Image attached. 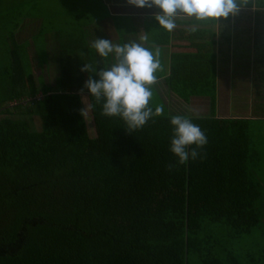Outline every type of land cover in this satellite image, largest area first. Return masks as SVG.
<instances>
[{"label": "trees", "instance_id": "trees-1", "mask_svg": "<svg viewBox=\"0 0 264 264\" xmlns=\"http://www.w3.org/2000/svg\"><path fill=\"white\" fill-rule=\"evenodd\" d=\"M250 3L264 16V0ZM10 54L0 87L11 103L0 109V264H264V246L235 243L264 220L249 119L217 117L213 101L209 115L191 109L208 143L180 165L170 151L175 114L128 133L121 117L102 115L66 50L54 85L41 79L40 88ZM207 57L175 55L172 74L187 87L169 91L186 102L213 92L188 87L212 81L199 67ZM15 113L39 116L41 130Z\"/></svg>", "mask_w": 264, "mask_h": 264}, {"label": "crops", "instance_id": "crops-1", "mask_svg": "<svg viewBox=\"0 0 264 264\" xmlns=\"http://www.w3.org/2000/svg\"><path fill=\"white\" fill-rule=\"evenodd\" d=\"M101 2V7L105 10L104 17L91 18L89 12V22L85 21L83 24L86 32L78 36L79 39L69 38L67 55L69 66H73V71H82L85 63L97 70L107 69L115 63L113 54L104 58L91 47L96 38L108 39L120 45L137 42L152 50L158 47L161 50L160 61L163 71L157 73L158 81L154 87L167 91L166 104L174 108V105L180 107V102L177 100V95L169 89L187 87L180 78L177 80V73L174 76L172 74L171 66L177 61L174 60L177 59L174 56L184 53L207 55V58L200 61L199 67L203 74L209 69L212 70V81L200 83L198 78L203 76L197 75L194 78L198 80L192 81L193 83L188 87L214 90L212 101L217 117L246 118L251 121L252 128L254 122L258 121L256 119L264 120V16L255 17L258 8L254 4L242 6L234 16L219 18L218 23L180 16L176 19L175 29L169 32L160 27L155 20L153 15L157 11L155 8H138L128 4L127 0ZM41 27L42 21L37 23L32 31L37 32L42 29ZM192 28L196 30L191 31ZM59 34L60 32L56 30L54 39L55 42L57 41V46ZM145 35L148 37L147 41L141 40ZM24 38L27 45L26 55L30 58L28 66L31 67L34 60L39 73L43 71L44 65L52 67V70L46 73L56 74L53 80L47 83L53 82L54 85V80L59 74V53L52 54L51 62L47 63L41 56L37 57V47L29 35ZM82 73L85 74L86 81L89 72L82 71ZM91 74L93 79H98L97 73ZM171 74V81L177 82L169 85ZM202 98H208V95L199 96L197 103H201ZM239 104L242 105L240 111ZM189 109L187 107L176 109V112L181 111L189 115ZM257 112H261L262 116H258ZM262 171L264 183V149Z\"/></svg>", "mask_w": 264, "mask_h": 264}, {"label": "clouds", "instance_id": "clouds-1", "mask_svg": "<svg viewBox=\"0 0 264 264\" xmlns=\"http://www.w3.org/2000/svg\"><path fill=\"white\" fill-rule=\"evenodd\" d=\"M127 3L138 8H155L153 13L159 26L171 32L176 27L180 16L194 18L197 21L212 20L218 23L219 18L236 15L250 0H127ZM192 28L191 31H195ZM145 35L141 40L147 41ZM101 57L114 55L115 63L109 68L99 70L85 63L82 71L97 73L99 79L85 81L87 88L96 103L102 102V115L119 116L131 133L142 128L150 119L163 115L162 107H153L150 101L152 87L157 83V73L163 71L160 56L161 50L144 47L141 43L131 42L123 45L114 44L111 40L96 38L91 45ZM83 113V110H82ZM173 126L170 138V151L178 158L176 163L183 165L189 159H197L198 149L208 143L201 128L182 114L170 117ZM175 165H168L171 170Z\"/></svg>", "mask_w": 264, "mask_h": 264}, {"label": "rangeland", "instance_id": "rangeland-1", "mask_svg": "<svg viewBox=\"0 0 264 264\" xmlns=\"http://www.w3.org/2000/svg\"><path fill=\"white\" fill-rule=\"evenodd\" d=\"M101 1L103 0H3L4 4L2 5V8H0V20H2L0 21V87L9 85V81L4 80L2 73L4 74L5 68L11 61L12 56L10 53L12 50L16 51V55H18L25 71H28V69L31 70L30 72L37 87L40 88L39 81L41 79L46 84L52 85L53 82L47 83V81H52V78L55 77L54 75L56 73L54 74L53 72L51 75L46 73L50 72L52 67L44 65L42 67L43 71L39 73L36 69L34 60L31 63V67L28 66L30 58L26 55L27 45L24 37L29 35V38L33 40V43L37 47V57L41 56V58L47 63L51 62L52 54L57 55L60 48L66 50L68 53L67 44L70 41L69 38L79 39L78 36L81 34L83 35V33L86 32L83 24L85 21L89 22V12L91 18H97L98 16L100 18L104 17L105 10L101 7ZM40 21H42V29L37 32L32 31L35 25ZM11 30L14 32L13 35H10L9 33ZM56 30L60 32L58 46L57 41L55 42L54 39L56 37ZM24 85H26V83H24ZM152 92L153 96L151 102L154 107H162L163 111L167 114H177L178 112H176V109L181 110L187 107L188 109L190 108L189 110L194 109L197 113L199 112L202 115V113H207L205 110L213 108L212 100L214 92H209L207 94L208 98H202L201 103H197L194 96L188 98V103L184 101L185 99L177 96V100L180 102V107L174 105V108L166 104V90H159L153 86ZM41 96L42 93L39 92L36 95V98ZM28 99L29 98H24L22 99V102L25 103ZM10 104L11 103L8 100H5V97H3V94L0 91V109ZM238 106L240 111L242 105L239 104ZM8 107L11 109L10 106ZM178 114L187 116L185 112L181 111ZM209 114L210 111H208L206 115ZM256 114L262 116L261 112H257ZM4 116V114H0V118ZM18 116L27 123L30 129L41 130V120L39 116H29L26 114ZM18 116L17 113L12 115V117ZM256 120L258 121L254 122V127L250 133L251 151L253 153L252 156L255 158L254 163H256L257 175L260 179H263L264 120H262V118ZM90 132L93 133L92 125L90 126ZM235 243L238 244L239 248L249 247L250 249H256L264 246V220L260 228L236 238Z\"/></svg>", "mask_w": 264, "mask_h": 264}]
</instances>
